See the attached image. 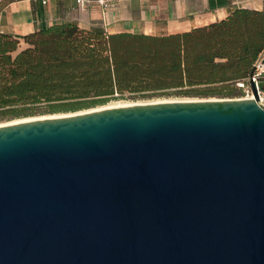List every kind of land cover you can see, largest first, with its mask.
Wrapping results in <instances>:
<instances>
[{
	"label": "water",
	"instance_id": "1",
	"mask_svg": "<svg viewBox=\"0 0 264 264\" xmlns=\"http://www.w3.org/2000/svg\"><path fill=\"white\" fill-rule=\"evenodd\" d=\"M0 124V264H264V102Z\"/></svg>",
	"mask_w": 264,
	"mask_h": 264
},
{
	"label": "trees",
	"instance_id": "2",
	"mask_svg": "<svg viewBox=\"0 0 264 264\" xmlns=\"http://www.w3.org/2000/svg\"><path fill=\"white\" fill-rule=\"evenodd\" d=\"M0 33V119L103 103L124 92L234 97L264 50V10L238 7L187 31L145 34L55 23ZM264 91V73L258 79Z\"/></svg>",
	"mask_w": 264,
	"mask_h": 264
},
{
	"label": "crops",
	"instance_id": "3",
	"mask_svg": "<svg viewBox=\"0 0 264 264\" xmlns=\"http://www.w3.org/2000/svg\"><path fill=\"white\" fill-rule=\"evenodd\" d=\"M104 11L95 2L79 8L76 0H0V33L22 36L55 23L74 22L86 30L169 34L226 17L238 7L264 10V0H117Z\"/></svg>",
	"mask_w": 264,
	"mask_h": 264
},
{
	"label": "rangeland",
	"instance_id": "4",
	"mask_svg": "<svg viewBox=\"0 0 264 264\" xmlns=\"http://www.w3.org/2000/svg\"><path fill=\"white\" fill-rule=\"evenodd\" d=\"M244 94H238L234 97H223V98H243ZM205 98H221L216 96H210V97H200V96H187V95H179L172 92H161V93H154V94H147V93H132V92H124L122 94L115 93L114 97L110 98L109 100L103 102V103H97L92 106L84 107L79 110H87L90 108H99L106 105H113V104H132V103H145V102H152L156 100H181V99H205ZM71 110H61V111H55L50 112L45 107H40L31 115L28 116H21V117H15V118H3L0 119V124L10 122L12 120L16 119H22L27 117H36L40 115H46V114H53V113H68V112H76Z\"/></svg>",
	"mask_w": 264,
	"mask_h": 264
},
{
	"label": "built area",
	"instance_id": "5",
	"mask_svg": "<svg viewBox=\"0 0 264 264\" xmlns=\"http://www.w3.org/2000/svg\"><path fill=\"white\" fill-rule=\"evenodd\" d=\"M48 0H41L42 3H46ZM117 0H76L79 8L86 7L90 2H95L104 11L112 9L116 6ZM253 72L246 78L237 82V86L241 87L245 98L254 97L252 91V83L255 85L259 102H264V91H262L258 84L259 77L264 73V50L259 54L256 61L253 64Z\"/></svg>",
	"mask_w": 264,
	"mask_h": 264
},
{
	"label": "bare ground",
	"instance_id": "6",
	"mask_svg": "<svg viewBox=\"0 0 264 264\" xmlns=\"http://www.w3.org/2000/svg\"><path fill=\"white\" fill-rule=\"evenodd\" d=\"M163 101H166V100H156V101H152V102H163ZM167 101H169V100H167ZM125 105H129V104L125 103V104L106 105V106L99 107V108H90V109H87V110H79V111H76V112L82 113L84 111H86V112L87 111H94V110L102 109V108H109V107H116V106H125ZM72 113L73 112L46 114V115H40V116H36V117H27V118H22V119H16V120H12V121L7 122V123H13V122H18V121H26V120H30V119H36V118L64 116V115H69V114H72Z\"/></svg>",
	"mask_w": 264,
	"mask_h": 264
}]
</instances>
